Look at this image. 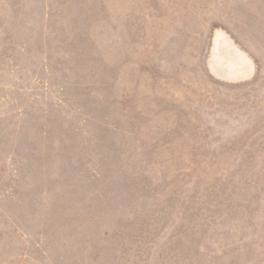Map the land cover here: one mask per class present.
Returning a JSON list of instances; mask_svg holds the SVG:
<instances>
[{
	"label": "rangeland",
	"instance_id": "obj_1",
	"mask_svg": "<svg viewBox=\"0 0 264 264\" xmlns=\"http://www.w3.org/2000/svg\"><path fill=\"white\" fill-rule=\"evenodd\" d=\"M0 264H264V0H0Z\"/></svg>",
	"mask_w": 264,
	"mask_h": 264
}]
</instances>
